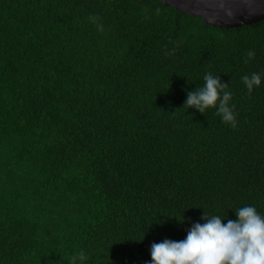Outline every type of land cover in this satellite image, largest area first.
Returning <instances> with one entry per match:
<instances>
[{"label":"trees","instance_id":"obj_1","mask_svg":"<svg viewBox=\"0 0 264 264\" xmlns=\"http://www.w3.org/2000/svg\"><path fill=\"white\" fill-rule=\"evenodd\" d=\"M206 73L229 86L235 128L184 108ZM244 206L264 216V20L217 28L159 0H0V264L80 251L77 264H150L153 243Z\"/></svg>","mask_w":264,"mask_h":264},{"label":"clouds","instance_id":"obj_2","mask_svg":"<svg viewBox=\"0 0 264 264\" xmlns=\"http://www.w3.org/2000/svg\"><path fill=\"white\" fill-rule=\"evenodd\" d=\"M89 20L96 23L99 17L92 16ZM97 30L103 31V25L97 23ZM247 57L254 58V52L249 51ZM203 80V86L187 93L184 108H195L201 114L215 108L222 122L235 128L237 120L235 106L230 105L229 86L211 73H206ZM242 81L251 94L254 87L260 86L261 77L253 73L243 76ZM235 215L236 220L229 219L225 224L220 216L209 217L205 213L206 222L194 224L185 239L153 243L150 264H264V216L253 206L240 207ZM86 258L80 251L71 257L70 264Z\"/></svg>","mask_w":264,"mask_h":264},{"label":"water","instance_id":"obj_3","mask_svg":"<svg viewBox=\"0 0 264 264\" xmlns=\"http://www.w3.org/2000/svg\"><path fill=\"white\" fill-rule=\"evenodd\" d=\"M159 1L178 13L201 18L205 25L217 28H239L264 20V0Z\"/></svg>","mask_w":264,"mask_h":264}]
</instances>
